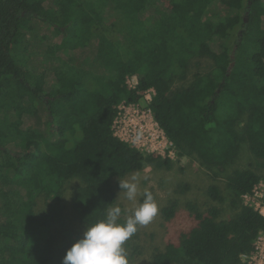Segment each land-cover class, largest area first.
<instances>
[{
  "label": "trees",
  "instance_id": "1",
  "mask_svg": "<svg viewBox=\"0 0 264 264\" xmlns=\"http://www.w3.org/2000/svg\"><path fill=\"white\" fill-rule=\"evenodd\" d=\"M204 61L211 62L206 72ZM30 66L39 69L32 83ZM148 89V108L179 155L225 178L207 186L204 209L186 203L190 227L151 264H241L253 253L264 216L241 197L260 175L229 169L242 145L264 169V0H0V158L11 170L0 186V264H62L79 239L66 222L70 182H79L71 207L86 228L115 206L118 180L170 167L169 158L144 154L111 129L118 106ZM39 104L44 132L8 124L14 107L38 119ZM39 199L45 209H36ZM177 206L169 202L163 218Z\"/></svg>",
  "mask_w": 264,
  "mask_h": 264
},
{
  "label": "rangeland",
  "instance_id": "2",
  "mask_svg": "<svg viewBox=\"0 0 264 264\" xmlns=\"http://www.w3.org/2000/svg\"><path fill=\"white\" fill-rule=\"evenodd\" d=\"M115 1V0H113ZM115 3V2H114ZM116 5V4H115ZM117 7V5H116ZM118 8V7H117ZM118 10V9H117ZM40 13L42 11L39 7ZM39 25V24H38ZM40 26V25H39ZM30 27L29 22H25L22 25L23 31H27ZM24 33V32H23ZM31 40V39H30ZM33 42L35 46L36 42ZM35 54L40 51V49L32 48ZM33 53L30 56V60L34 63L37 62L36 55ZM211 67V62L204 61L201 64V70L206 72ZM31 68V69H30ZM32 71L27 74V79L32 83L38 80L37 73L39 72L38 67L30 66L28 68ZM36 70V71H35ZM38 71V72H37ZM48 81H46L47 86L45 85V81L42 86L45 87V91L50 88V84L55 78L54 76L48 77ZM58 80L63 79V75L58 74ZM45 80V79H44ZM129 86L133 87L135 85L136 79L135 77H130L127 79ZM6 100H12L4 96ZM131 107H125L122 109L117 118L118 122L124 119V116H130L134 114V110L139 108L142 110L146 107V101L143 97L135 102ZM40 114L38 119L27 120L25 118L26 114H23L25 111H21V108L14 107L10 112L8 119V124L12 126H19V128H33L40 130V132H44L45 124L47 121L46 114L44 113V108L41 104L38 105ZM24 110V109H23ZM50 137V136H49ZM52 140L59 145L61 142L57 140L54 136H52ZM166 148V146H165ZM144 152V151H143ZM170 152V153H169ZM146 153V152H145ZM164 153V149H163ZM166 154H169V159L171 161V165L169 168L163 169H152L147 167L141 172H136L125 176L120 181L130 180L133 175L138 176V193L135 202L128 201L125 198L123 191L120 192L119 188V180L115 184V192H116V204L115 206H119L122 209V214L120 217H127L131 214V210L134 207L141 203L144 199L143 193L145 191H150L158 205V215L154 218V220L148 224L147 226H140L134 236H132L128 241L124 244L125 253L127 256L128 264H151L152 255L158 251L163 250L164 246L169 242H176L178 236L181 232H185L191 225V217L188 209L186 208L187 202H192L198 205L200 208L204 209L211 202L206 197V188L211 184H217L222 186L225 182V178L223 175H219L218 178H213L211 172L201 167L198 162L189 156L179 155V151L176 147L168 148L165 150ZM156 156V155H155ZM167 157V156H165ZM7 159L5 156L0 158V186L5 187L9 183L8 174L11 170H6V168L10 165L7 163ZM5 169V170H4ZM233 169H251L259 174L258 181L256 185L259 189H264V169L256 167V161L253 155L250 154L248 149L245 146H241L240 152L238 154L237 159L235 160L232 167H230L229 172ZM2 171V173H1ZM79 184L78 181H72L67 185L66 193L64 196V205L66 206V222L69 230L75 234L78 238H81L83 232L86 230L84 226L80 224L78 221L77 215L73 211L71 207V197L73 193V189L77 187ZM262 184L263 186L259 185ZM188 186V190L181 192L180 186ZM0 187V189H1ZM7 187V186H6ZM120 192V193H119ZM243 204H251L255 207L260 205L261 198L259 196L251 197L248 201L245 199H241ZM171 201H176L178 206L175 210V215L170 220H165L161 214V210L169 204ZM225 207V206H223ZM46 206L43 203L42 199H39L37 202V210L45 209ZM225 213L223 215L224 218H227L231 215V212L228 209H225ZM249 261V259H246ZM242 264H246L242 262Z\"/></svg>",
  "mask_w": 264,
  "mask_h": 264
},
{
  "label": "clouds",
  "instance_id": "3",
  "mask_svg": "<svg viewBox=\"0 0 264 264\" xmlns=\"http://www.w3.org/2000/svg\"><path fill=\"white\" fill-rule=\"evenodd\" d=\"M120 192L128 201L135 202L138 193V176L130 180H119ZM119 192V193H120ZM124 223L118 219L122 214L119 206L111 207L105 219L86 226L81 238L77 239L62 259V264H128L124 244L140 226H147L158 215V205L150 191L143 193Z\"/></svg>",
  "mask_w": 264,
  "mask_h": 264
},
{
  "label": "built area",
  "instance_id": "4",
  "mask_svg": "<svg viewBox=\"0 0 264 264\" xmlns=\"http://www.w3.org/2000/svg\"><path fill=\"white\" fill-rule=\"evenodd\" d=\"M131 77H135V76H131ZM136 83L137 81L135 82V85L131 87L127 82L130 88H134L136 86ZM153 95H154L153 89H148L147 91H145L142 97L146 101V107L143 108L142 110L136 108L134 110L133 115L127 117L124 116V119L126 120H122L121 122L120 121L118 122L117 120L119 114L121 113L120 111L125 107H129L130 105L132 108H134L135 106L132 105L135 102L129 105H124V104L119 105L118 112L113 120L111 129L113 131V135L116 136L117 139L136 148L140 152L144 154H151L152 156L156 155L162 158H169V154H166L165 150L168 148H172L174 145L168 141L165 134L154 120L150 112V109L148 108V105ZM163 149H164V153H163ZM259 185L263 186L262 184ZM255 196H259L261 198L260 205H258V207H255L251 204H244V205L254 208L255 210L259 211L261 215L264 216V207L262 205V199L264 197V189H259L256 183L253 187L252 193L243 195L241 199H245L248 201L249 199H251V197H255ZM246 259H249V261H246ZM242 262H245L246 264H264V232H260L259 235L257 236L254 242L253 253H251L250 255L241 256V264Z\"/></svg>",
  "mask_w": 264,
  "mask_h": 264
},
{
  "label": "water",
  "instance_id": "5",
  "mask_svg": "<svg viewBox=\"0 0 264 264\" xmlns=\"http://www.w3.org/2000/svg\"><path fill=\"white\" fill-rule=\"evenodd\" d=\"M244 21H246V15H245ZM234 50H235V48L232 49L231 54H230V60H231V62L229 64L228 71H230V69L234 65Z\"/></svg>",
  "mask_w": 264,
  "mask_h": 264
}]
</instances>
